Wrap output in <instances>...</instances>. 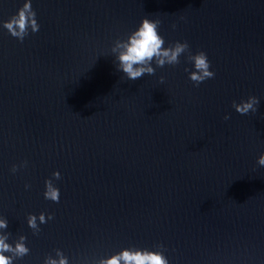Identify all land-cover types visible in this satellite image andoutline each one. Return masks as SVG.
<instances>
[{
	"label": "water",
	"instance_id": "obj_1",
	"mask_svg": "<svg viewBox=\"0 0 264 264\" xmlns=\"http://www.w3.org/2000/svg\"><path fill=\"white\" fill-rule=\"evenodd\" d=\"M24 3L0 0V235L29 249L14 264H264V0H31L39 31L20 42L2 25ZM144 18L214 77L194 86L182 54L127 80L112 49ZM249 96L257 112L236 113Z\"/></svg>",
	"mask_w": 264,
	"mask_h": 264
},
{
	"label": "clouds",
	"instance_id": "obj_2",
	"mask_svg": "<svg viewBox=\"0 0 264 264\" xmlns=\"http://www.w3.org/2000/svg\"><path fill=\"white\" fill-rule=\"evenodd\" d=\"M36 13L31 7V0H25L16 14L12 15L3 23V28L7 30L10 36L23 42L28 35L29 29L34 34L39 31V25L36 20ZM161 21L159 19L151 20L144 18L140 21L135 31L131 32L124 41H116L115 47L112 49L117 53V70L122 72L127 80H137L144 75H154L156 68H163L165 65L175 66L180 63L179 57L186 54L187 61L192 64L193 70L190 72L188 79L194 86H198L202 82L212 79L214 73L210 71V62L204 52L191 54L187 42H176L164 47L165 41L159 33ZM173 27H175L173 25ZM155 63V68L152 66ZM187 72L188 69L186 68ZM163 83V77L160 78ZM260 101L255 96H249L247 100H241L240 103L233 102L232 108L240 115H246L250 112H257V106ZM229 116H225L224 120H228ZM257 164L264 167V153H262ZM13 173L17 171L16 166L11 169ZM60 173L53 172L51 179L44 181L45 191L44 199L53 203H59V189L53 185V180H59ZM25 185V188H28ZM51 215L45 217L41 213L38 217L28 215L27 225L33 230V234L40 231L37 220L40 224H45L48 220H52ZM7 219L0 218V229H7ZM10 234L0 235V264H14V260L22 259L29 254V249L25 246V237L20 236L19 240L14 243H8ZM10 254V255H6ZM59 259L46 258L45 264H68L62 253H56ZM100 264H168L166 257L160 252L148 250H123L111 258L101 260Z\"/></svg>",
	"mask_w": 264,
	"mask_h": 264
}]
</instances>
